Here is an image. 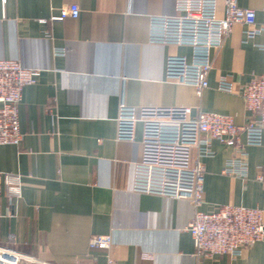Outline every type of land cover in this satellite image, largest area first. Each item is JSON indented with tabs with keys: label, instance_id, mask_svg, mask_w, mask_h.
<instances>
[{
	"label": "crops",
	"instance_id": "1",
	"mask_svg": "<svg viewBox=\"0 0 264 264\" xmlns=\"http://www.w3.org/2000/svg\"><path fill=\"white\" fill-rule=\"evenodd\" d=\"M72 4L78 18L51 20ZM238 4L264 22V0ZM176 14V0H0V59L40 72L18 107L21 144L0 145V248L31 264H264V239L239 257H199L188 232L192 202L133 191L141 126L135 142L116 140L121 104L191 107L194 115L232 116L238 126L255 118L242 91L264 75L257 46L264 36L245 43L244 27L235 25L213 52L209 88L199 96L193 86L165 80L166 58L189 57L190 48L148 40L151 17ZM222 76H232L233 93L217 89ZM211 149L213 156L201 160L200 210L225 204L264 210V140L249 146L242 134L240 147L213 140ZM242 151L246 176L224 173ZM192 158L200 161L197 149ZM98 235L111 236L109 249L89 248Z\"/></svg>",
	"mask_w": 264,
	"mask_h": 264
},
{
	"label": "built area",
	"instance_id": "2",
	"mask_svg": "<svg viewBox=\"0 0 264 264\" xmlns=\"http://www.w3.org/2000/svg\"><path fill=\"white\" fill-rule=\"evenodd\" d=\"M225 14L218 15L219 0H176L173 17H151L148 40L152 44L185 46L191 55H170L165 61V80L193 86L200 96L209 88L212 55L220 49L235 25L244 27V42L264 36V22H257L256 11L241 8L238 0H224ZM80 9L72 4L60 9L52 21L78 18ZM264 50V45H257ZM56 51L55 54H62ZM40 72L26 69L18 61L0 59V145L19 146L23 140L19 105L27 86L34 85ZM217 89L233 93L232 76H222ZM247 109L255 116L238 126L232 116L213 112L193 114L191 107L119 106L116 119V140L136 141L141 126L142 157L133 171V191L142 194L188 200L196 207L188 226L196 255L202 258L242 255L244 250L264 239V210L225 204L211 212L200 210L204 204L205 167L201 162L212 157L211 142L216 140L230 147L260 146L264 140V75L252 78L243 88ZM198 150L199 160L192 152ZM241 156L227 163L224 173L246 176V163ZM260 180H263L261 177ZM2 175L0 174V182ZM8 184V181L5 182ZM110 235L93 236L91 250H107ZM112 262L111 260L109 261ZM30 258L8 248H0V264H31Z\"/></svg>",
	"mask_w": 264,
	"mask_h": 264
}]
</instances>
